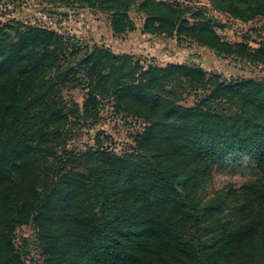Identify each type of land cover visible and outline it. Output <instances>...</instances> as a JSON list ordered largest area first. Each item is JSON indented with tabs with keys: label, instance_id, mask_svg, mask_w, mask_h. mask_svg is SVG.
<instances>
[{
	"label": "trees",
	"instance_id": "trees-1",
	"mask_svg": "<svg viewBox=\"0 0 264 264\" xmlns=\"http://www.w3.org/2000/svg\"><path fill=\"white\" fill-rule=\"evenodd\" d=\"M74 1L106 14L114 35L134 29L135 6L145 33L264 67V38L224 40L213 18L176 0ZM208 2L243 22L264 16V0ZM69 81L81 105L61 95ZM196 90L202 98L182 103ZM105 99L143 120L132 146L117 152L97 132L94 147L71 148L72 125L92 127ZM231 155L247 158L254 178L210 197L214 166ZM22 224L35 229L41 264H264V80L145 64L0 22V264H25L13 239Z\"/></svg>",
	"mask_w": 264,
	"mask_h": 264
},
{
	"label": "rangeland",
	"instance_id": "rangeland-1",
	"mask_svg": "<svg viewBox=\"0 0 264 264\" xmlns=\"http://www.w3.org/2000/svg\"><path fill=\"white\" fill-rule=\"evenodd\" d=\"M176 1L190 2L193 0ZM194 1L196 6L187 7L192 10L200 9L206 16L213 18L214 28L222 39L238 42L242 41L244 36H248L249 45L256 47L257 40L264 38V16H256L243 22L215 12L211 9L208 0ZM128 14L134 22V29L114 35L106 14L92 8L80 7L78 1L0 0V22L2 24L20 23L46 27L73 35L81 45L89 47L94 44L103 45L118 53H127L124 52L126 50L145 64L163 66L168 60L164 57H168L177 60V63L202 66L208 71L222 75L224 79L252 77L264 80V67L251 65L237 58L217 55L213 50L200 46L194 40L183 36L178 39L167 37L164 34H152L153 36L149 37L141 31L143 16L137 12L135 6L130 7ZM189 14L190 12H187V15ZM151 45L161 50L163 54L161 58L157 55L149 56L151 51L150 53L144 52L145 46ZM142 46L144 49L139 48ZM61 95L66 101L72 100L79 105L84 99V91L79 86L74 87L73 81L67 82L61 88ZM203 95L201 90L186 91L183 94L182 103L191 105ZM98 116L97 122L92 127H82L80 121L72 125L73 136L68 139V145L71 148L85 150L89 146L94 147L97 145L94 137L98 132L102 145L111 146L117 152H122L132 146L133 136L144 126L142 119L127 113L116 112L109 99L103 101ZM253 166L247 158L239 155H231L223 162L217 163L214 166L213 180L207 187L209 196H213L216 191L226 193L230 189L242 192V186L254 178ZM13 239L25 264H41L42 256L36 240V232L30 224L17 226Z\"/></svg>",
	"mask_w": 264,
	"mask_h": 264
},
{
	"label": "crops",
	"instance_id": "crops-1",
	"mask_svg": "<svg viewBox=\"0 0 264 264\" xmlns=\"http://www.w3.org/2000/svg\"><path fill=\"white\" fill-rule=\"evenodd\" d=\"M141 31L143 32V22H142V24H141ZM144 34H148V36L150 37V36H153L152 34H149V33H145V32H143ZM174 41V40H173ZM155 44V43H154ZM144 45H146V44H144ZM139 48H143L144 49V47L142 46V47H139ZM145 53H150L149 51H151V53L150 54H148L149 56H154V55H157V57H159V58H161L162 56H163V54L161 53V50L159 49V48H155V47H152V45L151 46H145ZM124 52H127V53H129L128 51H124ZM167 52H169V50H167ZM165 56V55H164ZM176 56V55H175ZM164 58H167L168 60H166L165 61V63H167V62H175V63H177L178 61L177 60H172V59H170V58H168V57H164ZM175 57H173V59H174ZM177 58V57H176ZM165 63H160L161 65H163V64H165Z\"/></svg>",
	"mask_w": 264,
	"mask_h": 264
},
{
	"label": "built area",
	"instance_id": "built-area-1",
	"mask_svg": "<svg viewBox=\"0 0 264 264\" xmlns=\"http://www.w3.org/2000/svg\"><path fill=\"white\" fill-rule=\"evenodd\" d=\"M179 3L183 4L184 6H191V7L196 6V2L194 0L193 1H190V2H188V1H184V2L183 1H180ZM220 15H222V14H220Z\"/></svg>",
	"mask_w": 264,
	"mask_h": 264
}]
</instances>
